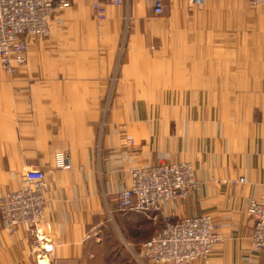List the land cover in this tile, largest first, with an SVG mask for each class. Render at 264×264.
I'll list each match as a JSON object with an SVG mask.
<instances>
[{"label":"crops","instance_id":"obj_1","mask_svg":"<svg viewBox=\"0 0 264 264\" xmlns=\"http://www.w3.org/2000/svg\"><path fill=\"white\" fill-rule=\"evenodd\" d=\"M91 3L73 0L69 12L89 19L65 21L28 45L15 74L16 101L0 135V172L11 179L0 194L16 190L30 167L45 173L41 229L54 249L39 258L29 233L11 232L0 216V264H138L119 260L114 237L133 226L150 229L148 240L160 228L118 211L116 196L129 168L161 161L190 162L202 183L165 213L208 214L223 237L208 263L189 264H264L246 211L264 200V9L246 12V37L201 38L198 52H175L169 30L177 23L155 14L153 0L107 5L102 21ZM65 151L71 167L58 168Z\"/></svg>","mask_w":264,"mask_h":264},{"label":"built area","instance_id":"obj_2","mask_svg":"<svg viewBox=\"0 0 264 264\" xmlns=\"http://www.w3.org/2000/svg\"><path fill=\"white\" fill-rule=\"evenodd\" d=\"M97 20L108 19L107 5L120 6L132 0H91ZM203 5L207 0H188ZM264 6V0H248ZM73 0H0V61L9 72L27 60L28 45L46 36L59 22V12ZM154 13H164L165 0H153ZM131 144L132 137L128 138ZM58 168L71 167L69 152L56 156ZM129 183L116 196L117 210L146 215L152 221H162L161 230L137 245L134 252L140 264H189L195 260L208 263L214 247L223 237L219 225L208 214L175 219L176 212L165 213V205L187 199L202 188L190 162L161 161L158 164L134 166L128 169ZM240 182H244L242 177ZM45 173L30 167L16 190L0 194V216L3 226L11 232L23 228L29 233L34 252L39 258L54 249L52 240L44 235L41 224L47 203ZM247 214L254 221L251 243L255 250L264 251V200L252 199ZM131 245L127 244L130 248ZM131 249V248H130Z\"/></svg>","mask_w":264,"mask_h":264},{"label":"rangeland","instance_id":"obj_3","mask_svg":"<svg viewBox=\"0 0 264 264\" xmlns=\"http://www.w3.org/2000/svg\"><path fill=\"white\" fill-rule=\"evenodd\" d=\"M69 9L70 8L65 9L59 13L60 21L54 22L55 25L50 33L42 37H49L55 32L56 28L61 26V24L65 21H84L89 19L85 12L72 13L69 12ZM262 9H264V6L253 5L248 0H208L201 6L192 4L188 0H166L165 11L163 14H161V17H166V21L177 23V28H172L169 30L170 37H177V45L169 46V48L165 45L163 48H168L169 51L174 50L175 52H183L184 49L187 50L188 48H193L192 52H194V49L198 52L199 40L201 38L207 39L211 37H218L226 40L230 38L246 37V33L249 30L247 24L249 19L244 18L245 16L247 17L246 12L249 10L255 11ZM93 18L97 20L95 16ZM166 34L167 32H165V36ZM42 37H38L36 40ZM184 38H192V45H184ZM36 40L30 41L29 46ZM28 55L29 50L27 54V60L24 63L17 65L18 67L27 63L29 58ZM179 64L182 63H171V68H177ZM17 66L14 72H9L3 67L0 61V135L2 134V136L5 132L3 125H1L2 119L9 115L6 113L9 109L7 106L8 104L12 106L16 101L15 96L17 93L14 89L17 86V83H15V74L18 70ZM17 90L18 89H16V91ZM150 96H152V94H150ZM5 144L6 141L0 140V145L5 146ZM10 179L11 177L9 174L0 172V192L5 190V185L9 183ZM3 187L5 188L2 189ZM151 227L155 230L159 228L161 230L162 221L159 220L152 223ZM153 231L154 230H152V232ZM150 235V229L145 228L141 230L133 226H128L127 230L123 231V234L118 233V235H116L117 237H114V242H118L117 245L121 247V258L119 260H122L124 257H128V259L140 264L134 255V252H138V247L135 244H131V239L140 237L143 239V241H146ZM127 244L132 245L130 246V248H132H127ZM49 264L55 263L51 262Z\"/></svg>","mask_w":264,"mask_h":264},{"label":"bare ground","instance_id":"obj_4","mask_svg":"<svg viewBox=\"0 0 264 264\" xmlns=\"http://www.w3.org/2000/svg\"><path fill=\"white\" fill-rule=\"evenodd\" d=\"M18 67V66H17ZM127 246V245H126ZM132 246V245H131ZM128 248V247H127ZM132 248V247H131Z\"/></svg>","mask_w":264,"mask_h":264}]
</instances>
